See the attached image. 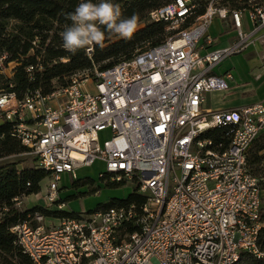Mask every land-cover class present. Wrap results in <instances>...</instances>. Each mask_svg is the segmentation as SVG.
I'll use <instances>...</instances> for the list:
<instances>
[{"label": "built area", "instance_id": "built-area-1", "mask_svg": "<svg viewBox=\"0 0 264 264\" xmlns=\"http://www.w3.org/2000/svg\"><path fill=\"white\" fill-rule=\"evenodd\" d=\"M192 0L148 14L167 39L90 78L71 79L47 104L40 92L19 100L0 91V127L52 178L53 204L63 176L100 163L102 180L126 183L147 203H110L47 226L42 216L12 229L30 264H240L260 252L264 197L248 155L264 136V106L207 113L205 97L227 92L230 72L215 70L264 34V1L249 13L210 0L197 17ZM214 21L235 34L227 48L208 35ZM178 30V31H176ZM89 54L92 49H88ZM34 67L27 72L32 75ZM93 90H90L92 89ZM56 95V94H55ZM51 97V96H50ZM110 131V140L99 135Z\"/></svg>", "mask_w": 264, "mask_h": 264}, {"label": "trees", "instance_id": "trees-1", "mask_svg": "<svg viewBox=\"0 0 264 264\" xmlns=\"http://www.w3.org/2000/svg\"><path fill=\"white\" fill-rule=\"evenodd\" d=\"M175 0H134L126 3L125 0L113 1L119 4L121 19L139 14V22H147L148 14L158 10ZM251 0H222L221 6L229 11L253 13V7L260 5L264 0H257L258 4L252 5ZM87 0H0V51L10 57L9 62L18 64L16 75L7 87L0 90L15 94L19 100L25 99L30 93L40 92L44 98L52 96L58 87H69V82L64 81V76L73 75L79 70L92 67L91 56L96 61H107L100 69L106 71L120 62L132 59L138 52L141 44L151 42V47L162 44L168 36V26L164 23L151 25L140 33L136 40H124L113 43L107 48L90 45L77 50L75 54L63 48L60 34L65 30V25H70L67 19L69 13L74 12L77 5ZM96 3L97 0H92ZM204 10L198 11L197 17L202 16ZM102 27V26H101ZM119 36L105 31L104 46ZM92 49V55L87 51ZM66 61V62H64ZM34 67V72L29 75L27 70ZM75 76V75H74ZM57 81V85L54 82ZM0 138L11 156L30 152L20 141L11 135L8 124L0 127ZM264 139V137L262 138ZM260 139V140H262ZM259 140V141H260ZM259 144L255 150L254 160L260 163L259 157L264 151V143ZM37 163V162H36ZM47 174L39 169H20L19 163H10L0 166V264H30L17 244L12 229L33 221L36 215L58 216V218H74V215L63 213L50 214L41 209L20 211L17 208L22 201L30 196L41 193L40 184ZM101 181H105V178ZM123 183H111L107 186L121 187ZM76 187H92L90 179L78 181ZM99 191L93 189L96 195ZM125 201H112L113 203ZM128 204L142 207L147 203L145 197L137 194L131 195ZM264 223V211L261 214ZM260 252L264 254V230H261Z\"/></svg>", "mask_w": 264, "mask_h": 264}, {"label": "rangeland", "instance_id": "rangeland-1", "mask_svg": "<svg viewBox=\"0 0 264 264\" xmlns=\"http://www.w3.org/2000/svg\"><path fill=\"white\" fill-rule=\"evenodd\" d=\"M113 1H117V0H110V2L112 3ZM125 1L126 3H130L134 0H125ZM192 1H194L195 6L197 7V13H198V11L204 10L205 7H207L208 2L210 0H192ZM218 1L221 6L222 0H218ZM99 2L100 0H97L96 3H99ZM249 3H251L252 5L258 4L257 0H251ZM247 13L249 12L248 11L244 12V14H247ZM148 25L149 24H147L146 22H139L138 29L134 33L131 39L136 40L138 35L147 29ZM167 30H168V33H166V36H169L171 33L175 31V30H172L170 27H168ZM217 32H220V30H218ZM226 33L228 35L220 38L219 42L223 43V42H227L231 40L230 35H229L230 33L229 30H226ZM208 35L211 36V33L208 32ZM257 36L258 35L254 37L253 43L258 41ZM60 38L62 39L61 34H60ZM124 40L125 39L123 38L117 37L113 39L110 44L105 45L103 48H107L111 46L113 43L115 44V43H118ZM261 42L263 43L264 41H261ZM152 45L153 44L151 42L143 43L141 44V47L139 48L137 52L144 51L150 48ZM245 52L243 54H245ZM93 57L94 56H91L90 58L93 61L92 67L89 66L87 68L79 70L71 76H68L69 74H66L64 76V81L69 82V80H71L74 77V75L76 77H81V78L86 77V76L93 78L96 72L100 71L101 67L107 62V61H104V62L96 61ZM9 61H10V57L6 55L5 53H3L2 51H0V89L2 87L3 88L7 87L10 84V81H12L16 75V69L18 68V64L15 62H9ZM54 85H57V81L54 82ZM63 89L64 87H58L55 93L51 97H49L47 104L49 105L51 104L53 107L61 106L63 104L64 98L60 97V93L62 92ZM90 90H93V88ZM213 101L216 103L223 104V103H226L227 100H224L223 97H221V100L214 99ZM111 137H112V133L110 131H107L99 135V140L101 143H104L110 140ZM256 143L252 146V148L249 151V155H248L249 167H250V170L253 176L256 177L260 181L261 189L263 192L262 196L264 197V151L261 152L259 155V157H262L263 160L260 163H257L253 158V156L255 155L254 154L255 150L259 145ZM259 143L260 144L264 143V139L260 140ZM10 163H19L20 169H23V168L24 169H34V170L38 169L37 164H36V157L31 152H26L24 154L17 155V156H11L3 142V138H0V166H5ZM102 171H103L102 165L100 163H96L91 168H82L78 170L76 172V179H73L70 176H63L62 181L59 183L60 190L58 191V194L53 204L50 202V196H49L50 192L48 188L52 178L47 175V177L40 184L41 193L24 199L22 203L17 206V208H19V210L23 212L31 211L34 209H41L42 211H47L50 214L63 213L66 215L78 216L81 214L95 212L97 210H100L108 206L110 203H112V201H125L131 195H133L132 192L135 193L136 189H133L132 187H130V185L126 183H123L121 187L107 186L108 184L117 183V182L112 181L110 177H106L105 181H101L99 179V174ZM86 179L92 180L94 183V186L89 187V188L83 186V187H79L75 189L76 188L74 186L75 183H77L78 181H84ZM93 189H97V191L99 192L96 195H94V193H92ZM33 197L36 200L35 204L34 203L31 204L32 201L30 202L31 198ZM42 217H43V220L46 221L45 224L47 226H53V227L56 225H59V221L63 219H67L66 217L58 218V216H55V217L54 216H46V217L42 216ZM34 223L37 226L40 225L38 222L33 220L31 221V225L33 224V227L35 226ZM262 229L264 230V223H263ZM240 264H264V258H258L254 256H245L243 257Z\"/></svg>", "mask_w": 264, "mask_h": 264}, {"label": "crops", "instance_id": "crops-1", "mask_svg": "<svg viewBox=\"0 0 264 264\" xmlns=\"http://www.w3.org/2000/svg\"><path fill=\"white\" fill-rule=\"evenodd\" d=\"M245 28L248 33L252 32L249 22L250 14H245ZM220 32H217L218 30ZM229 30L230 39L227 42H219L223 36H227ZM211 37L216 39V46L227 48L234 41L235 34L231 29L225 27L220 21H214L209 29ZM258 41L254 42L245 54L225 60L215 70L216 74L222 76L228 72L232 79L228 81L227 92H213L205 97L204 111L207 113L230 112L241 108L264 106V34L257 36ZM227 100L226 103H216L213 100Z\"/></svg>", "mask_w": 264, "mask_h": 264}, {"label": "clouds", "instance_id": "clouds-1", "mask_svg": "<svg viewBox=\"0 0 264 264\" xmlns=\"http://www.w3.org/2000/svg\"><path fill=\"white\" fill-rule=\"evenodd\" d=\"M121 16L119 4H114L110 0H100L99 3L87 0L79 3L74 12L67 15L71 24H66L61 34L63 48L73 54L93 44L103 48L105 31L125 40H131L138 29L139 14L134 13L123 19ZM97 264L100 262L98 261Z\"/></svg>", "mask_w": 264, "mask_h": 264}, {"label": "bare ground", "instance_id": "bare-ground-1", "mask_svg": "<svg viewBox=\"0 0 264 264\" xmlns=\"http://www.w3.org/2000/svg\"><path fill=\"white\" fill-rule=\"evenodd\" d=\"M31 201H32V202H31ZM30 202H31V204H33V203L35 204L36 200L34 199V197L31 198Z\"/></svg>", "mask_w": 264, "mask_h": 264}]
</instances>
